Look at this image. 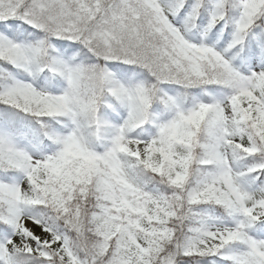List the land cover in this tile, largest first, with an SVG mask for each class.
Instances as JSON below:
<instances>
[{
    "label": "snow or ice",
    "instance_id": "6c2138e0",
    "mask_svg": "<svg viewBox=\"0 0 264 264\" xmlns=\"http://www.w3.org/2000/svg\"><path fill=\"white\" fill-rule=\"evenodd\" d=\"M0 264H264V0H0Z\"/></svg>",
    "mask_w": 264,
    "mask_h": 264
}]
</instances>
